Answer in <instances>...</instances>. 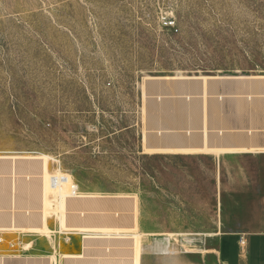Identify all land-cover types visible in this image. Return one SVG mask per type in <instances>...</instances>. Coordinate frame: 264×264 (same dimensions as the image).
Returning a JSON list of instances; mask_svg holds the SVG:
<instances>
[{
	"label": "rangeland",
	"instance_id": "374dc122",
	"mask_svg": "<svg viewBox=\"0 0 264 264\" xmlns=\"http://www.w3.org/2000/svg\"><path fill=\"white\" fill-rule=\"evenodd\" d=\"M251 75H264V0H0V156L61 159L80 181L140 189L164 227L181 162L142 145L146 106L166 100L146 86Z\"/></svg>",
	"mask_w": 264,
	"mask_h": 264
},
{
	"label": "crops",
	"instance_id": "0c3cea01",
	"mask_svg": "<svg viewBox=\"0 0 264 264\" xmlns=\"http://www.w3.org/2000/svg\"><path fill=\"white\" fill-rule=\"evenodd\" d=\"M146 91L166 100L146 106L142 145L181 162L168 225L140 189L80 181L61 159L0 156V264H264V75ZM57 173L71 175L74 196L50 186Z\"/></svg>",
	"mask_w": 264,
	"mask_h": 264
},
{
	"label": "built area",
	"instance_id": "2783aa9c",
	"mask_svg": "<svg viewBox=\"0 0 264 264\" xmlns=\"http://www.w3.org/2000/svg\"><path fill=\"white\" fill-rule=\"evenodd\" d=\"M166 24L168 26L173 27L175 23L172 20L168 19V21H166ZM67 182H68V179H67L66 175L63 173H58V174L52 175L50 178V184L53 187H58L59 185L67 183ZM70 189H71L72 195H75L76 194V186L73 183L70 185ZM240 243H241V245H245V240L241 239Z\"/></svg>",
	"mask_w": 264,
	"mask_h": 264
},
{
	"label": "bare ground",
	"instance_id": "6f19581e",
	"mask_svg": "<svg viewBox=\"0 0 264 264\" xmlns=\"http://www.w3.org/2000/svg\"><path fill=\"white\" fill-rule=\"evenodd\" d=\"M66 177H67V179H68V182H67V183L61 184V185H59L58 187H53V186H51V184H50V186H51L52 188H58V189H59V188H62L63 185H71V182H70L71 179H70V177H69V176H66ZM70 194L72 195L71 189H70ZM72 196H74V195H72ZM168 239H169V238H168ZM170 244H171V243H170ZM170 244H169V245H170Z\"/></svg>",
	"mask_w": 264,
	"mask_h": 264
}]
</instances>
